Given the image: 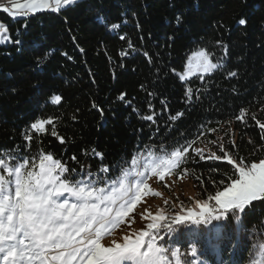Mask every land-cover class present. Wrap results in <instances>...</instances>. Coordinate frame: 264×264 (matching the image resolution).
I'll return each instance as SVG.
<instances>
[{"label":"trees","instance_id":"obj_1","mask_svg":"<svg viewBox=\"0 0 264 264\" xmlns=\"http://www.w3.org/2000/svg\"><path fill=\"white\" fill-rule=\"evenodd\" d=\"M0 22L10 38L0 43V158L16 163L14 156L51 154L69 168L96 172L102 154L104 164L117 166L110 172L115 179L137 154L144 161L149 152L165 155L190 141L172 174L191 181L196 199L215 212L209 198L234 178V169L201 160L196 149L221 155L223 144L237 162L264 159V132L251 119L264 122V0H73L18 19L0 11ZM200 48L220 67L203 80L182 81ZM56 95L60 104L52 102ZM241 111L244 120L237 118ZM148 114L155 123L143 118ZM47 118L64 143L50 125L43 133L31 129ZM173 216L158 224L164 234L158 245L168 248L171 264H264V200L199 224L173 223Z\"/></svg>","mask_w":264,"mask_h":264},{"label":"snow or ice","instance_id":"obj_2","mask_svg":"<svg viewBox=\"0 0 264 264\" xmlns=\"http://www.w3.org/2000/svg\"><path fill=\"white\" fill-rule=\"evenodd\" d=\"M72 2L28 0L26 4L13 2L11 7H0L13 15H25L48 8L58 11L62 4ZM240 23L246 22L241 20ZM121 39L124 37L121 36ZM212 56L204 48L192 52L187 70L183 75L178 74L179 78L183 81L196 75L203 80L205 74L220 67L213 62ZM230 75L234 77L237 73L232 71ZM185 94L188 102H191L192 88L186 87ZM125 95L121 94L119 99L124 100ZM61 99L56 95L52 102L60 104ZM143 118L155 123L153 114ZM237 118L244 120L245 113L241 111ZM251 119L264 132V122L255 116ZM45 125H50L51 135L64 143V138L57 134L53 119L38 120L31 124V129L43 133L47 131ZM25 139L31 141L33 137L26 135ZM191 143L178 142L175 150L161 156L149 152L143 165L137 154L131 159L132 168L122 169L123 175L115 179L110 172L117 166L104 164L102 154V163L96 172L77 171L75 166L69 168L62 158L54 159L51 154H38L34 159L14 156L12 159L16 163L0 158V264H171L168 248L158 245V241L164 240V234L155 223L148 224L147 230L138 234L124 236L123 242L113 239L106 245L103 240L112 235L114 229L135 209L143 195L141 186L144 191L148 190L146 181L149 173L158 175L163 181L165 169L177 168L185 162V154L190 150ZM219 152L221 155L212 152L205 157L201 149H196V155L201 160L224 161L234 169V178L230 177L223 190L209 198L215 200V206H219L222 213L229 209L243 213L253 201L264 200V159L246 165L243 161L237 162L223 144L219 145ZM71 159L80 164L76 156ZM85 175L87 179L80 178ZM132 175L137 179L130 180ZM220 183L224 184V181ZM187 217L194 224L201 223L202 219L206 222L211 217L208 204L202 205L199 214L188 211ZM154 219H164L163 213ZM183 219L174 216L172 222H182ZM172 231L171 225H168L167 232L170 234ZM178 251H172V257H176ZM191 251L195 256L197 249L194 247ZM176 264H179L178 260Z\"/></svg>","mask_w":264,"mask_h":264},{"label":"rangeland","instance_id":"obj_3","mask_svg":"<svg viewBox=\"0 0 264 264\" xmlns=\"http://www.w3.org/2000/svg\"><path fill=\"white\" fill-rule=\"evenodd\" d=\"M11 4H26L28 0H8ZM69 4H62L60 9L67 7ZM1 6V5H0ZM4 7V6H3ZM3 7H0V11H3ZM47 10H53L51 8L41 9L36 12H28L29 15H35ZM23 11V10H21ZM13 19H18L26 17L25 15H13L12 12H7ZM0 22V43L6 44L9 42L10 38L7 30ZM188 63V61H187ZM187 63L185 69L181 73L183 75L187 70ZM194 76V75H193ZM141 165L143 161H140ZM173 169L164 170V180H160L158 175H153L149 173V179L146 181L148 190H143V185L141 186L143 195L139 202H137L135 209L132 213L125 218V220L118 225L112 235L106 236L103 242L107 245L113 239L117 242H123V237L126 235L131 236L132 233H139L140 231L147 230V226L150 223L159 224L163 219H154L159 217L163 213L164 218L166 214L170 213L172 215L183 217V220H191L187 217L188 211L201 213L202 205L204 203L208 204L211 215L216 217L224 214L222 210L217 206V211H212L210 204L208 202L196 199V190L191 181H189L185 176H180L176 178L172 174ZM134 176V175H133ZM137 177H131L130 180H135ZM133 190L135 187L133 185ZM187 200V201H186ZM220 211V212H219ZM222 213V214H221ZM174 217V216H173ZM203 220V219H202Z\"/></svg>","mask_w":264,"mask_h":264},{"label":"built area","instance_id":"obj_4","mask_svg":"<svg viewBox=\"0 0 264 264\" xmlns=\"http://www.w3.org/2000/svg\"><path fill=\"white\" fill-rule=\"evenodd\" d=\"M0 5L4 7H11V3L8 0H0Z\"/></svg>","mask_w":264,"mask_h":264}]
</instances>
